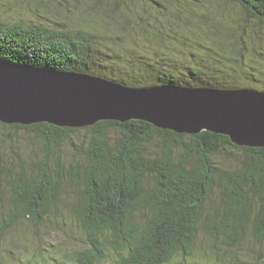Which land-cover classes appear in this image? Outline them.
I'll return each mask as SVG.
<instances>
[{"label": "trees", "instance_id": "1", "mask_svg": "<svg viewBox=\"0 0 264 264\" xmlns=\"http://www.w3.org/2000/svg\"><path fill=\"white\" fill-rule=\"evenodd\" d=\"M38 1L33 4L45 3ZM53 1L67 22L0 14V62L88 74L130 88L264 91V0ZM0 128L23 129L44 146L16 171L0 158V185L7 175L12 213L0 220V233L19 219L42 225L70 192L89 245L77 254L80 264L186 260L200 231L217 252L252 240L258 249L246 252L254 264L264 261V148L139 120L82 129L0 122ZM80 130L89 135L86 150L66 163L60 150Z\"/></svg>", "mask_w": 264, "mask_h": 264}, {"label": "water", "instance_id": "2", "mask_svg": "<svg viewBox=\"0 0 264 264\" xmlns=\"http://www.w3.org/2000/svg\"><path fill=\"white\" fill-rule=\"evenodd\" d=\"M139 120L161 130L228 136L240 147L264 148V91L211 87L130 88L76 72L0 62V122L86 128Z\"/></svg>", "mask_w": 264, "mask_h": 264}, {"label": "rangeland", "instance_id": "3", "mask_svg": "<svg viewBox=\"0 0 264 264\" xmlns=\"http://www.w3.org/2000/svg\"><path fill=\"white\" fill-rule=\"evenodd\" d=\"M28 1L31 4H27L26 0H0L2 18L32 20L40 15L41 19L66 21L62 15H57L59 5L56 1L45 0L43 5L33 4L35 0ZM63 4L64 8L66 4ZM67 6L74 7L72 3ZM77 16L78 12H75L69 18L70 25L74 20L76 21ZM88 137L86 131L80 130L73 140L64 145L60 152L65 162L69 160L76 163L86 150ZM43 149L40 140L23 129L0 128V158L9 172L16 171L21 161L28 166L35 159V155H40ZM2 178L0 211L4 218L0 220L12 216V213L8 212L11 208L6 183L8 177L3 174ZM75 201L76 194L68 192L42 225L35 226L28 220L19 219L5 233H0V264H80L77 254L84 252L89 245L84 232L74 218ZM246 247L255 248L252 240L244 243L242 248H229V254L217 252L209 237L200 231L193 257L183 260L181 256H177L168 264H244V262L254 264L256 260L246 252ZM104 264H114V262L107 259Z\"/></svg>", "mask_w": 264, "mask_h": 264}, {"label": "bare ground", "instance_id": "4", "mask_svg": "<svg viewBox=\"0 0 264 264\" xmlns=\"http://www.w3.org/2000/svg\"><path fill=\"white\" fill-rule=\"evenodd\" d=\"M39 2V1H38Z\"/></svg>", "mask_w": 264, "mask_h": 264}]
</instances>
